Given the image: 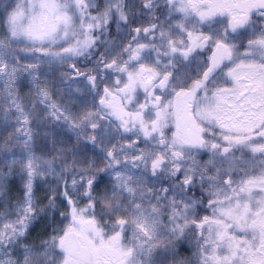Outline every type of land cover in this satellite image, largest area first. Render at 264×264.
I'll list each match as a JSON object with an SVG mask.
<instances>
[{"label":"snow or ice","instance_id":"6c2138e0","mask_svg":"<svg viewBox=\"0 0 264 264\" xmlns=\"http://www.w3.org/2000/svg\"><path fill=\"white\" fill-rule=\"evenodd\" d=\"M0 264H264V0H0Z\"/></svg>","mask_w":264,"mask_h":264}]
</instances>
